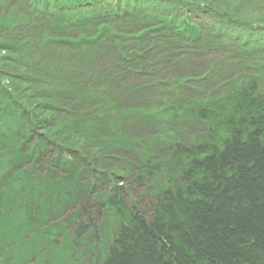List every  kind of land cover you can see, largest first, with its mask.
Returning a JSON list of instances; mask_svg holds the SVG:
<instances>
[{
  "label": "trees",
  "instance_id": "16d2710c",
  "mask_svg": "<svg viewBox=\"0 0 264 264\" xmlns=\"http://www.w3.org/2000/svg\"><path fill=\"white\" fill-rule=\"evenodd\" d=\"M218 2L0 0V148H14L13 157L4 159L0 172V188L5 193L13 189L5 205L20 192L11 185L19 172L18 163L26 155L19 143L30 138L31 130H42L39 150L33 149L36 159L47 146L42 138L63 143L68 147L61 146L62 150L69 154H80L95 144L89 143L90 135L95 134V122L91 125L82 117L97 110L100 102L113 103L111 91H117L119 85L118 79L105 80L98 66L90 67L95 61L101 63L99 55L107 50L100 44L103 38L114 40L110 45L118 61L126 56L145 61L149 58L146 55L156 53V46L164 38L170 46L166 59L178 53L181 40L201 39V27L186 14L201 10L236 25V29H230L227 23L221 33L237 45L242 57L248 49L255 50L259 43L247 40L264 39V3L258 16H252L241 11L243 0ZM136 15H143L150 25L154 24L150 19L161 21L158 28L137 35L135 40L143 43L135 45L137 54L132 50L130 53L120 37L110 34L128 18L134 17L128 22L137 20ZM166 16H170L168 21ZM44 55L54 56L49 57L50 63H44ZM149 63L153 69L160 62L151 58ZM241 64L245 71L232 78L223 93L201 89L190 93L192 97L181 98L177 90L187 88L186 79L167 87L168 95L159 101L160 105L150 113L143 112L155 122L157 135L150 141L119 136L130 112L114 109L115 101L108 112L102 105V118L109 119L107 123L114 128L111 130L115 137L109 140L108 147L141 146L138 164L122 166L116 169L118 172H103L104 175L108 181L116 179L112 175L134 176L140 187L146 181L152 182L150 194L155 200L150 204V217H146L138 205L128 207L122 186L111 187L112 193L102 195L100 204L112 216L115 228L105 238L101 264H264V92L260 93L264 89H260V85L264 86V65L258 63L259 69L244 62V58ZM112 66L116 68L118 64ZM247 68L253 72H246ZM91 82L98 85L92 87ZM64 106H68L65 115L73 118L60 117ZM76 107L85 110L74 114L70 109ZM162 124L171 129L166 131L160 127ZM99 151L91 150L90 158H85L99 162ZM77 159L83 160V155ZM30 162L34 161H27ZM79 162L82 167L91 164ZM67 163L65 159L62 164ZM48 165L56 164L51 159ZM52 173L56 174L54 170ZM21 176H28V171L22 170ZM98 179L104 181L101 175ZM88 209L85 204L83 211L90 216ZM43 212L47 216L48 208ZM4 225L0 223V229ZM84 225L79 234L89 231V224ZM12 228L7 225L0 235L17 239L12 238ZM70 243L69 249L55 252L57 264L78 251L73 247L77 240Z\"/></svg>",
  "mask_w": 264,
  "mask_h": 264
},
{
  "label": "rangeland",
  "instance_id": "374dc122",
  "mask_svg": "<svg viewBox=\"0 0 264 264\" xmlns=\"http://www.w3.org/2000/svg\"><path fill=\"white\" fill-rule=\"evenodd\" d=\"M263 3L264 0H243L240 4L242 6L241 11H247L248 13H252V16H258L257 12L261 11ZM219 10L221 9L219 8ZM186 14L187 17L189 16L195 20V24L201 27V39L198 38L197 42L187 39L181 40L178 53L166 59L164 56L168 54L170 46L167 44L166 39H161L162 43L159 44L160 46H156V53L153 51L150 55L145 56V58L149 56V60L155 58L160 62L153 69L150 67L148 59L139 61L138 58L126 56L125 60L118 61L113 45H110L111 41L114 40L111 38L109 40L105 38L101 40L100 44L106 45L107 50L99 55L100 60L102 59L101 63L95 61V65H90V67L98 66L97 68L101 69V76L105 80L114 81L118 79L119 85L117 91H111V98L114 99L116 104L113 107L116 110L123 109L130 112L129 118L125 119L121 127L119 136L125 135L149 141L152 140L157 135V132H155V122L150 116H145L143 112L150 113V109L153 110L155 106L160 105L161 102L159 101L168 95L167 93L165 94L167 87L176 86L173 82L177 80H188L186 82V89H180L179 87L177 90L181 98L192 97L190 93L194 94L195 90L201 89L205 92L223 93L229 89L232 78L239 75L238 72L245 71L244 68H241L243 66L241 64L243 58L244 62L251 66L259 67V69H261V64L264 65L263 38L259 40L257 38L255 41L254 39L247 40L255 45L259 44L255 50L248 49V53L242 57L240 55L241 52L236 48L237 45L226 40L225 36L221 33L226 30V24L229 23L223 17H217L215 14L210 16L201 10L196 11V13L187 11ZM136 17L137 20H131V22L128 21L134 19V17L128 18L123 26L120 25L117 29L110 32V34L120 37L124 46H128L129 52L132 50L135 54H137L135 45L140 43L138 40H135L138 37L137 35L149 29L151 31L152 27L158 28L161 25L158 23L161 22L159 19H150L151 21L154 20V24L151 23L150 25L149 20L143 15H136ZM169 19L170 16H166L165 20L168 21ZM192 19L190 20L191 22ZM251 22L253 21L251 20ZM229 26L230 29H236L234 23H229ZM253 28H256V26L254 25ZM217 32L218 34L215 35ZM146 47L150 48L151 45ZM44 56L47 58L44 63H50L54 55ZM112 58H115L116 61ZM260 62L261 64H258ZM112 63L118 64V66L114 68ZM36 69L42 68L37 67ZM37 72L41 75L40 70ZM246 72L251 73L253 71L247 68ZM38 78L41 79L42 76ZM75 78H77V75H75ZM71 79L73 80V75H71ZM91 83L92 87L98 85L94 82ZM73 84L75 85L74 82ZM262 85H260V89L264 88ZM113 103L108 102L105 105V103L100 102L97 110L94 109L86 117L81 116L86 122L89 120V124L91 125L95 122L92 127L95 134L89 137L91 139L89 143L95 144L88 145L84 152L81 151L79 153L87 160L85 157L88 158L89 156L90 158L91 150L98 148L100 151L97 153V156L101 160L95 164L78 167L79 175L78 179H75L77 187L63 190L56 184V182L58 183L62 179L57 174L52 173L53 170L50 169V171L47 165L50 158L54 157L58 150L54 144H49V151L45 152L42 159L38 162L37 168L30 169V163L24 164L22 167L20 165L17 166L19 172L16 173L17 175L15 174L16 177H14L15 180L12 184L18 187L20 192L10 197V203L8 202L7 206L5 204H1L0 206V223L2 224L3 222L5 224L4 228L7 225L12 226V230L15 233L12 238L17 239H6L4 235H0V264H57L58 259L55 252L66 247L69 249V246H72L70 242L73 239L77 240V244L73 247L78 251L74 252L71 259L66 260V262L61 261L59 264H101L105 257V238L108 232L115 228V223L112 216L106 213L105 207L99 205L97 199L89 198V195L83 196V189L85 190L84 187L89 184V186L92 185L98 188V190L92 191V193L97 194L95 198L99 197L100 199L103 194L108 192L109 188L122 186L124 189L123 196L128 207L130 208L136 204L144 214H147L146 217H150V204L154 203L155 200L151 196L152 182L146 181L145 185L140 187L136 183L134 176L129 177L127 175H121L118 180L115 179L116 182L114 180L110 185L107 181L100 182L97 180L100 172H104L103 168L107 172H118L116 169L122 168V166L125 167L127 165L131 167L132 164L139 163L138 152H140L141 146L136 145L133 148L131 147L132 149L126 148L123 145L115 148L112 147L113 149L108 147V143L111 142L109 140L115 137L111 130L114 128H111L110 123H107L110 121L109 119L102 118V105L104 104L108 112V107L112 106ZM67 107H62L63 112H60V117L73 118L65 115L64 110ZM76 108L70 110L74 114L82 113L85 110L82 108L80 111L79 107ZM160 127L166 131L171 129L169 125L164 124ZM38 128H35L34 131L31 130L30 138L25 145L28 148L32 143L39 140V134L42 130ZM164 129H162L163 132H165ZM86 132L91 133V130H86ZM83 137L88 141L86 135ZM57 145L60 148H62L61 146L68 147L60 142ZM66 154L73 158L80 155L69 154L68 152ZM13 155L14 148L12 146L0 148V172L4 159L12 158ZM69 159L70 157L67 160L68 162H76V159H73L74 161ZM56 167L58 168L55 171L58 174H62V172L67 173L66 168H71L73 172L75 170L74 167H71V163H67L66 166L62 164ZM26 169L29 172L28 176H21L22 170L26 171ZM70 175L71 173L68 174V176ZM88 176H92V179L95 178L96 183H91L88 180ZM43 179L46 180V183L42 181ZM24 188L28 191H24ZM7 190L9 193L13 192V189ZM3 192L5 193V189L0 188V196ZM87 192L91 193V191ZM80 194L82 196H79ZM58 204L60 207H57ZM85 204L89 207L90 216L83 211ZM45 207L48 208L47 216L43 212ZM97 208H100L98 209V214H96ZM106 218H109V221ZM84 224H89L90 227L89 231L82 235L79 234V230L80 226H85ZM2 229H0L1 232L3 231Z\"/></svg>",
  "mask_w": 264,
  "mask_h": 264
},
{
  "label": "bare ground",
  "instance_id": "6f19581e",
  "mask_svg": "<svg viewBox=\"0 0 264 264\" xmlns=\"http://www.w3.org/2000/svg\"><path fill=\"white\" fill-rule=\"evenodd\" d=\"M252 68V67H251ZM238 72V71H237ZM241 72H238V74H240ZM237 74V73H236ZM263 92H264V89L263 90H261L260 91V93H262L263 94ZM29 120V119H28ZM6 131H8V130H6ZM9 132V131H8ZM41 141H42V143H44V144H47V146H44L40 151H42V153L41 154H39V157H37V159L36 158H33V155H34V148L38 151L39 150V146H38V144L40 145V142H39V140H37V142H34V143H32L30 146H29V148L27 147V146H25L26 144H27V140H25V143H23V141L21 140V142L19 143L20 144V146H23V151H24V153H26V155L24 156V158L23 159H21V161L18 163V165H20V167H22L24 164H27V161H34V162H30V164H29V168L31 169H33V168H37V165H38V162L42 159V157H41V155L44 153L45 154V151H49V144H54L55 145V147H57L58 148V150L56 151V155L54 156V157H52V158H50V160L52 159V161L56 164L55 166H50V165H48L49 166V170L50 169H52V170H56V168H58V167H56V166H61L62 165V163H63V160H68V158L70 157V159L69 160H75L76 162H68V164L69 163H71V167H74L75 168V170H74V172L72 171V169L71 168H66L67 169V173L66 172H62V174H58L56 171V174H57V176H60V178L62 179L61 181L59 180H57L58 181V183L56 182V184H58V186H59V188H61V189H63V190H68V189H71V188H75V187H77V182L75 181V179H78V175H79V173H78V171H79V166L82 164L81 162H79V161H85L86 163H91V164H94L95 162H92V161H89V160H85V159H83V160H79V159H77V156H74V158L72 157V156H69L68 154H66L63 150H61L60 151V149H62V148H60L59 147V145H57V143H55V141L54 140H49V141H47L46 139H44V138H42L41 139ZM63 151V152H62ZM43 154V155H44ZM41 157V158H40ZM72 157V158H71ZM33 158V159H32ZM40 158V159H39ZM73 160V161H74ZM90 164V165H91ZM19 167V168H20ZM107 169V168H106ZM27 170V169H26ZM28 171V170H27ZM30 171V170H29ZM51 171V170H50ZM103 171L105 172V173H107V170H104V168H103ZM29 173V172H28ZM71 173V175L70 176H68V174H70ZM108 173H111V172H108ZM55 174V175H56ZM102 174L104 175V173H102V172H100V174L98 175V177H100V175H101V177L102 178H104V181L103 182H105V181H107V183H109V185L112 183V180L111 181H108V178L105 176V177H103L102 176ZM61 175H63V176H61ZM113 177H115L116 178V180H118L119 179V177H120V175H118V176H114V175H112ZM93 177L92 176H88V180L91 182V183H93V184H95L96 183V179L94 178V179H92ZM97 180L98 181H100V182H102V180L103 179H98L97 178ZM116 180H115V182H116ZM44 183H46V180H42ZM63 181V182H62ZM90 185V184H89ZM89 185H87L86 187H84L85 188V190L83 189V191H84V193H83V196H88L89 195V198H94V199H97V201H98V203H99V205H101L100 203H101V199L98 197V198H95V196H97V194H93L92 193V191L94 192V191H96V190H98V188H96V187H94V186H89ZM12 186H13V184H12ZM98 187H100V186H98ZM87 189V190H86ZM87 191H91V193L89 194ZM107 193H112V190H109ZM8 194L9 195H11L12 193H2V195L0 196V206H1V204H5L4 202H6V197H8ZM79 196H82L81 194L79 195ZM13 197V196H12ZM11 199V198H10ZM9 199V200H10ZM5 206H7V205H5ZM107 216V215H106ZM106 220H108L109 221V218H106ZM69 259H71V257H69L68 258V260Z\"/></svg>",
  "mask_w": 264,
  "mask_h": 264
}]
</instances>
